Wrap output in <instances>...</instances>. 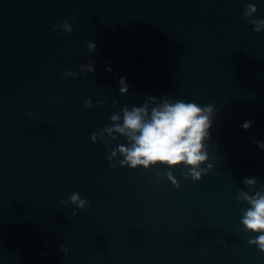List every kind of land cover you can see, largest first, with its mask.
Segmentation results:
<instances>
[{"label":"water","instance_id":"95a60500","mask_svg":"<svg viewBox=\"0 0 264 264\" xmlns=\"http://www.w3.org/2000/svg\"><path fill=\"white\" fill-rule=\"evenodd\" d=\"M248 3L264 17V0H0V264H264L236 199L244 177L264 184V32ZM65 20L71 34L53 31ZM150 94L219 109L200 181L108 161L123 137L99 130ZM72 192L89 201L75 215Z\"/></svg>","mask_w":264,"mask_h":264},{"label":"clouds","instance_id":"9594fccd","mask_svg":"<svg viewBox=\"0 0 264 264\" xmlns=\"http://www.w3.org/2000/svg\"><path fill=\"white\" fill-rule=\"evenodd\" d=\"M258 7L256 4L248 3L243 10V16L250 19L253 31L264 32V17H257ZM62 29L71 34L73 26L67 20L53 25V31ZM90 53L96 50V43L92 40L86 41ZM111 71V67L108 68ZM95 63L89 61L79 65L81 73H95ZM73 79L78 78L76 71L67 70L63 73ZM119 93L127 95L129 85L126 77L120 76ZM84 106L94 107L91 98H85ZM99 103L103 105L104 100ZM117 103V101H113ZM219 109L213 104H199L194 100L173 97L165 94L157 97L148 95L143 104L124 105L118 111L112 112L108 119L111 123L99 131L106 132L109 136L123 137L121 143L116 144L110 155L109 162L114 157H119V165L131 169H149L157 165L175 168L184 166L188 172L186 179L198 182L208 172L212 171L214 164L210 160L214 157L209 154V146L212 141L211 129ZM29 115H32L30 112ZM252 121L246 120L241 127L245 130L251 128ZM93 132L91 140L96 141L98 132ZM257 147L264 150V141H256ZM115 167V165H111ZM171 178V172L168 173ZM176 184V187L179 185ZM243 187L237 190L236 199L244 201L246 207L242 210L240 224L249 233L248 243L264 253V184L257 188V178L244 177ZM68 201L74 204L72 214L76 209L83 210L89 201L80 196L78 192H72ZM61 205L65 203L62 199ZM64 255H68L69 249L61 246Z\"/></svg>","mask_w":264,"mask_h":264}]
</instances>
